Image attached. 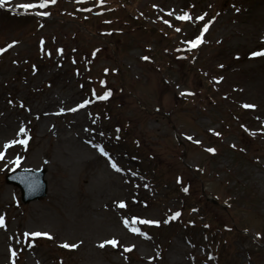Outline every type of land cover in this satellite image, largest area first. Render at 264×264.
<instances>
[{
    "label": "rangeland",
    "instance_id": "1",
    "mask_svg": "<svg viewBox=\"0 0 264 264\" xmlns=\"http://www.w3.org/2000/svg\"><path fill=\"white\" fill-rule=\"evenodd\" d=\"M76 1L55 15L18 7L40 0L0 8V45H13L0 60V264H264V57L250 58L264 50V0H114L121 37L88 43L106 50L95 70L119 71L106 107L60 59L24 64L44 37L99 25L73 17ZM83 3L95 14L98 0ZM19 168H46L44 198L23 204L5 184Z\"/></svg>",
    "mask_w": 264,
    "mask_h": 264
},
{
    "label": "snow or ice",
    "instance_id": "2",
    "mask_svg": "<svg viewBox=\"0 0 264 264\" xmlns=\"http://www.w3.org/2000/svg\"><path fill=\"white\" fill-rule=\"evenodd\" d=\"M10 2V0H0V8H3L5 6L6 3ZM56 0H40L39 3H24V4H20L18 5V7L22 8L25 12H28L29 10L31 9H45L49 6V3H55ZM78 2H84V0H78ZM37 15H48L47 12H37L36 13ZM177 20H181V21H187V20H190L191 18L185 14V15H182V16H178L176 17ZM198 19L200 20H203V17H199ZM171 26V25H169ZM177 31H179L180 29H176ZM207 31V25H205L204 29H203V32H206ZM203 32L201 33V35H203ZM201 42L200 38L198 37L195 41L191 42L192 43V47H195L197 46L199 43ZM13 45H8V47H12ZM4 51H7V49H0V54H2ZM258 57H264V50H260V51H254L250 54V58H258ZM145 59H147L145 57ZM110 95V93L106 92L103 96H100L99 99L101 100H105L108 98V96ZM88 103V101H85L84 104H81L80 107H84L86 104ZM243 107L245 108H249V107H253V106H250V105H243ZM77 109H72V111H76ZM25 132V130L23 128L20 129V134H23ZM19 143L21 144H24L26 143V141L24 140H21L19 141ZM198 143V142H197ZM12 142H9L8 144L4 145V149L7 150L8 148L12 147ZM100 154L103 155V156H106L107 157V153L104 151L103 148H99L98 149ZM208 151H213L212 149H209ZM4 159V151H0V160H3ZM14 163H16L17 165L19 164V161H14ZM110 164H111V167L115 170V171H120V169L117 167V165L115 163H111L110 161ZM118 207L120 208H124L126 207V205L121 202ZM180 215V213H175L174 217H178ZM125 227H129V222L128 221H125ZM132 224H135V223H140V224H146V225H156L158 226V223L159 222H156V221H149V220H133L131 221ZM4 226V218L3 217H0V227H3ZM134 233L138 234V235H144L143 233H140L138 229L136 228H132L131 229ZM25 235H28L27 233ZM33 236H41V235H44L47 239H52V237L47 234V233H32ZM145 238H148L147 236H145ZM111 244L112 247H116L118 245V241L113 239L111 241H106L104 243H101L99 245V247L103 248L105 246V244ZM62 247H65V248H69V247H72V248H75L77 247L76 245H69V244H63L61 245ZM132 249L131 248H126L125 251H131ZM13 255H15V253H13Z\"/></svg>",
    "mask_w": 264,
    "mask_h": 264
},
{
    "label": "water",
    "instance_id": "3",
    "mask_svg": "<svg viewBox=\"0 0 264 264\" xmlns=\"http://www.w3.org/2000/svg\"><path fill=\"white\" fill-rule=\"evenodd\" d=\"M44 174V170L38 173H29V171L11 173L6 180L7 183L15 184L22 190V200L28 203L31 200L42 198L46 194V182L42 179Z\"/></svg>",
    "mask_w": 264,
    "mask_h": 264
},
{
    "label": "bare ground",
    "instance_id": "4",
    "mask_svg": "<svg viewBox=\"0 0 264 264\" xmlns=\"http://www.w3.org/2000/svg\"><path fill=\"white\" fill-rule=\"evenodd\" d=\"M248 19H251L252 17H255V18H258V13L257 12H253L252 13V11H251V13L249 14V15H245ZM245 16H244V18H245ZM85 142L88 144V143H90V141H88V140H85Z\"/></svg>",
    "mask_w": 264,
    "mask_h": 264
}]
</instances>
